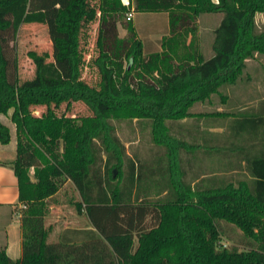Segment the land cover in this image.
Here are the masks:
<instances>
[{
	"label": "trees",
	"instance_id": "16d2710c",
	"mask_svg": "<svg viewBox=\"0 0 264 264\" xmlns=\"http://www.w3.org/2000/svg\"><path fill=\"white\" fill-rule=\"evenodd\" d=\"M30 3L0 0V117L16 128L11 166L26 207L22 257L13 261L1 250L0 264H264V153L248 159L252 181L194 189L180 161L181 151L192 146L171 136L166 124L194 117L195 104L236 84L247 61L264 57V31L256 23L264 0H134L129 6L122 0H68L52 14L47 11L57 0L29 9ZM131 12L168 14L163 52L145 56L132 22L129 37H119L118 23ZM203 14L222 15L210 60L198 44ZM49 16L59 35L55 59L67 64L69 76L50 54L31 51L35 75L20 84L11 43L23 25H44ZM94 26L99 55L88 61ZM89 67L98 70L97 86L85 77ZM78 103L90 115L78 116ZM135 120L152 122L154 142L167 151L165 199L142 194L143 173L134 161L124 177L128 157L113 121ZM248 127L262 128L264 138V114ZM11 140L0 119V144ZM67 182L79 192L77 210L93 230L68 231L82 236L81 246H50L46 202ZM224 224L249 240L247 250L223 244Z\"/></svg>",
	"mask_w": 264,
	"mask_h": 264
},
{
	"label": "crops",
	"instance_id": "0c3cea01",
	"mask_svg": "<svg viewBox=\"0 0 264 264\" xmlns=\"http://www.w3.org/2000/svg\"><path fill=\"white\" fill-rule=\"evenodd\" d=\"M129 1L133 2L134 0ZM44 4H47L45 0H31L29 9L31 7H43ZM59 7L60 5H57L47 13L52 14ZM215 19L219 21L218 25H220L222 15L203 14L197 19L199 50L205 60H210L214 56L215 31L219 27L212 25ZM156 20H160L159 23H156ZM259 20H263L264 24V13L256 15V21L259 22ZM131 22L137 36L140 30L146 35V42L138 37L143 42L145 56L163 52L162 40L169 35L170 29L168 14L134 13ZM203 23L207 26L204 27ZM118 29L121 39L128 38L127 30L122 31L119 26ZM205 34L208 37L210 36L207 44L204 39ZM258 57L257 55L254 59H258ZM254 59L247 61L245 74L236 84L224 86L221 88L220 94L213 95L206 102L195 104L191 109V113L195 115L194 117L174 122L178 127L176 134L179 140L192 146L190 150H182L181 155L182 158L187 160L186 165L193 172L195 182L190 185L194 189H208L231 183H227L224 179H216L212 177V173L203 171L204 160L210 159L214 155H218L223 161H227V165L231 169L230 174L244 175L248 178V181H252L248 170V159H253L264 153L262 128L252 130L248 127L253 124L254 119L259 114H264V65L258 64ZM251 62L257 64L252 65L253 74L248 75ZM216 99H219L220 102L215 101ZM241 104H247L248 106L241 108ZM220 114H223V116ZM189 121L190 127L186 125ZM7 126L11 128L9 125ZM182 129H185V132ZM11 134L12 140L9 145L0 144V251L5 250L13 261H17L23 254V229L22 214L17 217H15V214L24 208V205L19 201L18 179L11 166L17 158V141L15 143L12 129ZM183 163L181 166L187 182L188 174L187 171H184ZM216 175L213 174V176ZM238 182L242 181L232 183L238 184ZM5 213L9 215L10 220L3 235L2 219ZM48 218L49 211L46 208L45 222ZM86 230H93L91 222L88 227L67 226L63 228L60 225L54 224L50 227L45 224V242L50 246H63L65 248L75 245L81 246L84 243L81 239L82 236L70 232ZM66 232H68L66 239H63ZM3 236L5 239H3Z\"/></svg>",
	"mask_w": 264,
	"mask_h": 264
},
{
	"label": "rangeland",
	"instance_id": "374dc122",
	"mask_svg": "<svg viewBox=\"0 0 264 264\" xmlns=\"http://www.w3.org/2000/svg\"><path fill=\"white\" fill-rule=\"evenodd\" d=\"M55 0H52V3ZM68 0H57V3L53 4L52 9L57 5L63 6L66 4ZM56 5V6H55ZM40 9V8H39ZM51 9V8H50ZM142 19V18H141ZM160 20H156V23H159ZM215 27H218L219 21L214 20ZM258 28L260 31H264L263 20H259L257 22ZM209 25V24H208ZM211 25V24H210ZM211 25V26H212ZM118 26L121 30H127L128 22L126 17L122 18L118 23ZM203 26H207L203 23ZM97 27L94 26L93 32L89 41V56L87 57L88 61H93L96 57H98L99 52L96 49V41H97ZM128 32V31H127ZM118 34L120 37L119 29ZM129 34V33H128ZM59 35L55 31V25L53 22V17L49 16L46 24H34V25H23L18 33L16 40L11 43L10 51L14 55L18 64V77L19 82L22 84L27 80H31L35 75V66L33 61L29 58L28 53L31 51L37 52L38 54L48 53L51 56V60L56 63L59 69L62 71L65 77L69 76V68L67 64L59 63L55 59L56 50L54 45V40ZM129 37V36H128ZM138 37L146 42V35H144L143 31H139ZM210 36L208 37L206 34L204 36L205 43H209ZM258 64L264 65V57L259 56L258 59H254ZM262 60V61H261ZM257 64L251 62V68L248 75H252V65ZM85 77L89 83L93 86H97L100 82V75L96 68L89 67L85 71ZM264 95V92H263ZM215 101L220 102V100L216 99ZM247 104H241V108L245 107ZM248 106V105H247ZM250 106V105H249ZM74 112L78 116H88L90 112L86 108V106L82 103H78L74 106ZM40 113V112H39ZM12 115V112L10 113ZM2 123H6L13 130V136L15 138V143L17 141L16 137V128L14 124L10 121L9 117L1 116L0 117ZM114 126L116 127L117 135L120 138L122 144L126 149L127 154V164L125 168L124 177L128 174L127 167L129 165V161H134L137 164L138 169L143 173L142 187L143 189L147 188L146 192L143 191L142 194H146L152 201H156L159 199H165L167 197V189H168V180H169V172L168 168V156L167 151L164 147L157 145L153 140L152 134V122L150 121H113ZM167 127L169 128L171 136L178 139L177 131L178 127L176 123L167 121ZM188 127L191 126L190 121L188 122ZM228 128V127H226ZM190 129V128H189ZM181 131V129H180ZM185 132V129H182ZM185 134V133H184ZM182 154V153H181ZM180 154L181 165L183 163L184 171H187L188 174V184H193L195 182V178L193 177L191 169L186 165L187 160L182 158ZM203 171L206 173H212V177L216 179H224L229 182H237V181H245L249 182L248 178L244 175H235L230 174L229 165H227V161H223L218 155H214L210 157V159H205L203 162ZM202 167V166H201ZM206 169V170H205ZM117 171V170H116ZM156 172H158L156 174ZM217 174L213 176V174ZM33 175V172H32ZM212 179V178H211ZM239 183V182H238ZM237 185V184H235ZM143 196V195H142ZM145 196V195H144ZM47 209L49 211V218L46 220L45 224L48 226L52 225H60L63 228L67 226L71 227H88L89 220L86 215L79 214L77 210V205L81 203V196L72 182L65 183L59 190V192L53 197L47 200ZM22 208L15 214V217L21 216L23 213ZM2 219V218H1ZM3 235L5 234L6 225L8 224L10 218L8 214H3ZM3 239L5 237L3 236ZM223 244L228 248H237L239 250H247L249 240L244 237L240 230L235 227L224 224L223 226Z\"/></svg>",
	"mask_w": 264,
	"mask_h": 264
},
{
	"label": "built area",
	"instance_id": "2783aa9c",
	"mask_svg": "<svg viewBox=\"0 0 264 264\" xmlns=\"http://www.w3.org/2000/svg\"><path fill=\"white\" fill-rule=\"evenodd\" d=\"M122 2H123L124 5H126V6H129V5H130V1H129V0H122ZM133 18H134V13L131 12V13H129V14L127 15L126 20H127V22H131V21H133ZM24 208H26V207L24 206Z\"/></svg>",
	"mask_w": 264,
	"mask_h": 264
},
{
	"label": "water",
	"instance_id": "95a60500",
	"mask_svg": "<svg viewBox=\"0 0 264 264\" xmlns=\"http://www.w3.org/2000/svg\"><path fill=\"white\" fill-rule=\"evenodd\" d=\"M116 175H117V171L115 170V171H114V176L116 177Z\"/></svg>",
	"mask_w": 264,
	"mask_h": 264
}]
</instances>
